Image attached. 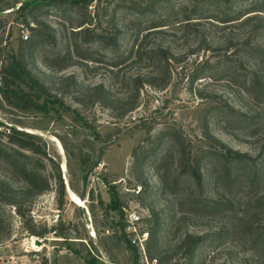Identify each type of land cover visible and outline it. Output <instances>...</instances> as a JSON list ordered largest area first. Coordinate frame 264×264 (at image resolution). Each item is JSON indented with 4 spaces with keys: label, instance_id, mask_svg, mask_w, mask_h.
Returning <instances> with one entry per match:
<instances>
[{
    "label": "rangeland",
    "instance_id": "1",
    "mask_svg": "<svg viewBox=\"0 0 264 264\" xmlns=\"http://www.w3.org/2000/svg\"><path fill=\"white\" fill-rule=\"evenodd\" d=\"M34 1L39 8L25 12L46 26L45 41L21 47L31 32L16 11ZM251 1L228 0L225 12ZM75 2H87V14L73 12ZM0 12L6 51L22 55L43 86L34 110L15 109L0 94V141L8 145L11 129L33 135L37 153L25 151L26 163L50 184L23 198L22 217L5 204L8 191L0 196V264H154L146 248L141 254L124 238L131 211L158 231L146 246L161 264L184 263L178 243L185 234L204 237L200 264H264V166L251 185L248 164L232 165L239 176L231 178L220 159L206 157L200 191L184 173L188 153L217 155L219 143L255 164L264 159V95L231 82L236 66L264 86L262 56L247 49L264 51V30L252 36L264 13L221 24L202 19L216 15L188 0H2ZM84 20L90 34L75 33ZM151 23L166 26L150 32ZM211 64L218 74L190 84L189 73ZM1 181L24 187L0 161Z\"/></svg>",
    "mask_w": 264,
    "mask_h": 264
},
{
    "label": "trees",
    "instance_id": "2",
    "mask_svg": "<svg viewBox=\"0 0 264 264\" xmlns=\"http://www.w3.org/2000/svg\"><path fill=\"white\" fill-rule=\"evenodd\" d=\"M2 0H0L1 2ZM189 4L193 5L194 9H201V14H204L205 16H209L210 14H215L216 16L212 17H203L202 19H210L213 21H216L221 24H228L231 22H236L241 20L242 18L246 17L249 14H253L256 12H262L264 10V0H252L248 5H245V7L238 6L236 8V11L233 13H226L225 9L230 6L228 4V0H188ZM49 1V3L45 6H53V8L59 9L61 6L53 4ZM261 4V5H260ZM32 7L30 10L39 8V3L37 1H34L29 5L28 3H25L20 6V8L16 11L18 16H22L21 18V25L23 27H26L31 32V37L28 40V36L26 40H20V46L21 47H31L34 45L42 44L45 41L44 37V29L46 26L38 21L35 17L31 19V21H28V16L30 13L25 12V10L28 7ZM72 8L73 12H76L80 16L83 14H87L88 6L89 4L87 2H75L72 3V5H68ZM232 6V4H231ZM199 7V8H198ZM29 10V11H30ZM210 10H214L215 13H210ZM28 11V10H27ZM26 13V14H25ZM209 14V15H208ZM231 16V17H230ZM254 16V15H252ZM248 18V17H246ZM199 19V18H195ZM3 14L0 12V32L3 29ZM190 17H185L184 22H190ZM30 24H33L34 26H30ZM89 26L90 24L88 21L84 20L78 24L76 27L77 29H80L77 32H84L86 34H90L89 32ZM166 25H163L161 23H151L148 30L150 32H158L161 28H163ZM264 30V27L257 26L252 31V36L257 37L260 32ZM2 43H5V41L0 38V45ZM7 43H5L4 47L0 48V94L3 99V101L18 110L27 111V110H34L38 109V101L40 99L39 92H43L42 88L43 86L35 79L33 78L31 72L27 69L26 63L23 59L22 55H14L10 51H6ZM247 49L254 51L257 50L258 54L262 56L261 61L264 63V51L259 49V47L256 46H248ZM164 60L163 62L167 63L168 59L167 57L163 56L161 57V60ZM231 65V64H230ZM232 66V65H231ZM210 70V71H209ZM209 72V73H208ZM219 67L214 66L211 64L208 68L202 67L197 68L193 70L191 73H189V82L190 84L196 82L197 80H201L204 78H210L214 75L218 74ZM168 78H170V75H167ZM27 78L29 83H26L24 79ZM256 78L254 75H244L242 70L238 67H233V73L231 77V82L237 85L239 88L246 90L247 92H250L258 88V90L264 95V86H259L256 84ZM25 85L27 90H20L18 88L19 85ZM168 85V81H166L160 89H164ZM152 86V85H151ZM46 94V93H42ZM132 110V109H131ZM130 110V111H131ZM12 133H9L5 139L8 145L2 144L0 141V161L3 162L9 170L19 179L22 180L24 183V187H21L19 189H16L9 185L6 182H0V196L3 192L8 191V199H6L5 204L10 205L14 208L15 212L18 214L19 217H22L24 214L22 213L21 209L24 206L23 198L26 197H36L38 195H41L49 190L50 184L46 177L41 175V173H38L37 171L33 170L29 167V165L26 163L28 159H30V156L25 153V151L32 152V155L37 153V148L35 147L34 143L32 142L33 135L16 131L14 129H11ZM204 137L206 138H212L208 131H204ZM220 145V152L217 155L213 154H207L206 152H203V155L200 153H188V159L184 162V173H186L187 177L193 182L194 186L197 188V190H202V188L205 186V174H204V166H203V160L207 158H215L220 159L223 163V169L227 172L226 175L229 177H235L238 178L239 175L232 174L230 172L232 165H240L243 163L248 164L251 166L253 170L252 176L249 178V183L251 185H254L259 181L258 173L260 170L263 169L264 166V159L260 161V163L255 164L254 162L250 161L247 158L246 154H241L236 151L231 150L227 146L223 145L222 143H219ZM34 153V154H33ZM264 158V157H263ZM213 181V180H212ZM58 198L63 196L64 187L62 183V179L60 176V173H58ZM113 193V198L115 202H117L116 199V193ZM123 228V225H121ZM145 230L148 233V239L146 244H151L152 241H157L158 238V231L154 228L150 231H148L147 227H145ZM30 234L33 236H39L38 233H36L33 229H30ZM128 242V241H127ZM206 241H204V237L200 235H192V234H185L184 237L179 241L178 246L181 249H184V263L183 264H200V262H196L197 258V252L201 246L204 247ZM128 245L130 248H133L130 243L128 242ZM212 247V246H211ZM148 257L150 261H154V264H161V258L160 256L152 255L151 247L149 245L146 246ZM213 249L217 250L218 247L214 246ZM224 264V263H221Z\"/></svg>",
    "mask_w": 264,
    "mask_h": 264
},
{
    "label": "built area",
    "instance_id": "3",
    "mask_svg": "<svg viewBox=\"0 0 264 264\" xmlns=\"http://www.w3.org/2000/svg\"><path fill=\"white\" fill-rule=\"evenodd\" d=\"M23 39L26 40L27 35H24ZM141 224V217L137 212H127L123 222L122 232L125 240L128 241L130 245L138 250L141 254H144L148 233L145 230V226L143 227Z\"/></svg>",
    "mask_w": 264,
    "mask_h": 264
},
{
    "label": "bare ground",
    "instance_id": "4",
    "mask_svg": "<svg viewBox=\"0 0 264 264\" xmlns=\"http://www.w3.org/2000/svg\"><path fill=\"white\" fill-rule=\"evenodd\" d=\"M61 166H62V165H61ZM62 169H63V166H62ZM69 194H70V198H71L72 202H73L75 205H77V206H82V205H81V200H80V199H78L75 195H73V194L70 193V192H69Z\"/></svg>",
    "mask_w": 264,
    "mask_h": 264
},
{
    "label": "water",
    "instance_id": "5",
    "mask_svg": "<svg viewBox=\"0 0 264 264\" xmlns=\"http://www.w3.org/2000/svg\"><path fill=\"white\" fill-rule=\"evenodd\" d=\"M34 244H35V246H43L42 241H40L38 239L34 240Z\"/></svg>",
    "mask_w": 264,
    "mask_h": 264
}]
</instances>
